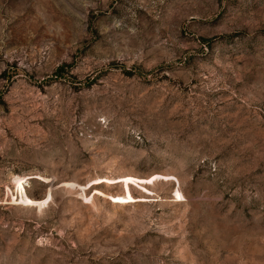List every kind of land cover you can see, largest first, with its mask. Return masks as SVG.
Wrapping results in <instances>:
<instances>
[{
	"label": "rangeland",
	"instance_id": "374dc122",
	"mask_svg": "<svg viewBox=\"0 0 264 264\" xmlns=\"http://www.w3.org/2000/svg\"><path fill=\"white\" fill-rule=\"evenodd\" d=\"M0 264H264V0H0Z\"/></svg>",
	"mask_w": 264,
	"mask_h": 264
}]
</instances>
